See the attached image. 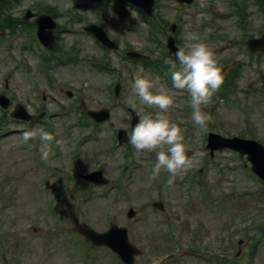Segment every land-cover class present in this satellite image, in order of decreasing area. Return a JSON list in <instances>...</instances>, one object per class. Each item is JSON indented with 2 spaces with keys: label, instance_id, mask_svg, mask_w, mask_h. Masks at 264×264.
Masks as SVG:
<instances>
[{
  "label": "rangeland",
  "instance_id": "1",
  "mask_svg": "<svg viewBox=\"0 0 264 264\" xmlns=\"http://www.w3.org/2000/svg\"><path fill=\"white\" fill-rule=\"evenodd\" d=\"M155 1L151 17L121 0H4L1 5L7 19L20 18V23L14 32L0 28V92L9 86L15 102L54 113L52 135L62 145L54 140L56 146L50 144L43 159L42 141L25 142L24 131H12L0 141V264H121L110 248L93 246L80 235L76 219L100 232L114 223L125 226L130 241L141 249L134 264H225L221 258L226 264H264V184L237 152L224 150L214 158L204 153L211 131L264 144V53H252L246 45L248 38L264 33V12L252 1H239L248 21L243 27L232 0ZM39 6L59 13L58 58L46 65L36 29L23 19L28 8L36 12ZM90 23L104 27L118 50L102 46L86 31ZM171 23L178 25L182 46L197 34L218 63L234 67L236 92L234 86L221 87L202 107L212 117L204 132L191 119L189 93L173 87L170 73L159 75L152 65L126 58L130 47L166 65L175 61L166 48ZM98 64L108 69L100 70ZM137 77L153 80L154 92L173 96L167 115L184 130L188 155H196L194 166L172 186L166 171L150 178L155 153L120 147L113 134L129 122V106L142 115L157 111L132 92ZM118 81L123 89L115 97ZM104 107L111 109V119L97 125L87 111ZM80 118L88 124H78ZM7 120L5 132L20 127L8 115ZM44 125L34 124L28 131ZM98 168L111 179L109 186H85L75 176ZM156 201L164 203L162 211L154 207ZM131 207L137 211L133 218L128 217Z\"/></svg>",
  "mask_w": 264,
  "mask_h": 264
},
{
  "label": "clouds",
  "instance_id": "2",
  "mask_svg": "<svg viewBox=\"0 0 264 264\" xmlns=\"http://www.w3.org/2000/svg\"><path fill=\"white\" fill-rule=\"evenodd\" d=\"M132 15L135 18L134 12ZM190 39L192 42L188 45L177 47L174 54L176 60H167L166 63L170 65L173 87L189 93L191 119L199 131L204 132L212 117L202 111V107H206L219 91L224 83V76L218 59L209 46L202 42L197 34H192ZM155 86L156 83L147 77L134 79L132 92L142 105L157 111L154 115L140 116L134 128L127 133V139L136 153H155L156 163L150 178L155 179L161 171H166L170 176L167 183L172 186L176 177L185 174L194 166L196 155H188L184 130L167 115L175 104L173 96L154 92ZM22 136L25 142L39 137L42 141L43 159L48 158L49 145L54 140L57 146L62 145V141L56 140L51 133L43 129L26 131Z\"/></svg>",
  "mask_w": 264,
  "mask_h": 264
},
{
  "label": "water",
  "instance_id": "3",
  "mask_svg": "<svg viewBox=\"0 0 264 264\" xmlns=\"http://www.w3.org/2000/svg\"><path fill=\"white\" fill-rule=\"evenodd\" d=\"M137 6L143 7L146 12L151 15L152 8L155 4V0H127ZM180 2L192 3L193 0H179ZM32 15L31 11H28L26 15V19H28ZM38 26V36L43 41L45 45L49 48L53 45L54 35L53 28L56 26L53 22L51 16L44 15L36 20ZM48 28V30H47ZM87 31L92 32L105 46L109 48H117L115 42H113L108 36L105 29L96 24H90L85 28ZM173 31L176 30V25L173 24L171 26ZM248 46L252 51L263 50L264 51V36L261 38H251L247 42ZM167 46L172 54H175L177 50V45L174 37L170 36L167 40ZM129 56L138 58V59H146L147 55L142 54L138 51H129L127 53ZM225 69H222V73ZM116 94H119L121 89V84L118 83L116 85ZM68 95H72L71 92H67ZM3 99V96L0 100ZM89 114L97 121L104 122L108 120L111 116V113L108 109H103L99 111H90ZM17 118H31L26 114V109L22 105H17L16 110L12 114ZM136 118L133 120V126L138 122L137 114ZM119 140L120 143L128 142L127 132L123 129L119 131ZM223 148H232L237 151H240L242 155L247 154L248 159L252 162L253 170L264 179V146L257 141L242 139L239 137L227 138L222 135L216 133L209 134V142L204 151L206 153L214 155L215 150L223 149ZM86 179L96 183V184H108L109 179L104 176L103 171H95L85 176ZM155 206L163 209L162 202H156ZM136 214L134 209H130L128 212L129 217H133ZM77 228L84 233L86 236L92 239V241L97 244H105L110 246L113 250H115L121 257L129 264L134 262L135 255L139 253V250L136 246L132 245L129 242L128 232L125 227H119L117 225H113L111 230L107 233H98L87 224L77 222Z\"/></svg>",
  "mask_w": 264,
  "mask_h": 264
},
{
  "label": "flooded vegetation",
  "instance_id": "4",
  "mask_svg": "<svg viewBox=\"0 0 264 264\" xmlns=\"http://www.w3.org/2000/svg\"><path fill=\"white\" fill-rule=\"evenodd\" d=\"M15 22H17V20H15ZM31 28L34 27V21L31 20L29 22ZM55 51H56V45H55V49L53 51H51V53L55 54ZM50 53V54H51ZM0 94H5L6 96L9 97V99H7V103L9 104V107H5L3 108V106L0 104V109H2V114H0V141L3 139V137H6L7 135H9V131L8 132H5L4 129L6 128L5 126V123L8 121L7 120V115L12 117L11 114H12V111L13 109L15 108L16 104H18L19 102L16 101L15 102V99L13 97L12 94L9 93L8 91V87L5 88L4 91H1ZM45 99V98H44ZM13 101L15 102L14 105H13ZM25 104V103H24ZM13 105V107H12ZM41 111L43 112V109L38 111V110H30V113L31 115H39L41 113ZM54 113H49L47 111H45V117L44 118H33L32 121L30 122H27V120H22V119H17V118H13L12 117V121H15V122H18L20 125H24V128L22 131H26L27 130V125H34V124H42V123H50L53 121V118H54Z\"/></svg>",
  "mask_w": 264,
  "mask_h": 264
},
{
  "label": "trees",
  "instance_id": "5",
  "mask_svg": "<svg viewBox=\"0 0 264 264\" xmlns=\"http://www.w3.org/2000/svg\"><path fill=\"white\" fill-rule=\"evenodd\" d=\"M258 5L259 7L264 10V0H254ZM238 71V69H236ZM224 85V83H223ZM228 85H231V83H228Z\"/></svg>",
  "mask_w": 264,
  "mask_h": 264
}]
</instances>
